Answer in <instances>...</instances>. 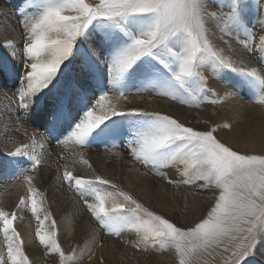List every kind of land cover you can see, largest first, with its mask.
Here are the masks:
<instances>
[{"label":"bare ground","instance_id":"6f19581e","mask_svg":"<svg viewBox=\"0 0 264 264\" xmlns=\"http://www.w3.org/2000/svg\"><path fill=\"white\" fill-rule=\"evenodd\" d=\"M15 1L21 7V23L24 27L27 26L28 29L26 33L22 30L19 31L16 28L15 18L8 17V15H11L9 6L5 3L0 5V157L5 159L10 157L20 173L23 174L21 178L14 179L15 181L12 183L8 180L10 183L0 185V264L22 260L13 254L12 256L10 254L8 258L6 257L7 254L5 255L1 238L6 230L13 229L10 232H13L15 237L19 236L17 240L21 241L15 243L14 240L13 242L10 240V244L13 245L9 247L11 252L16 253V249L18 250L14 246H23L30 252L29 259L40 263L41 259L36 242L44 239L43 242L46 243V248L50 249L53 245V237H56L63 246H67L70 231L74 227L85 224L77 225L71 218L86 215L90 219V222L87 223H91L86 228L90 230L97 229L96 226L99 224V229L100 223H97V220L100 219V216L107 215L110 220L115 215H122V212L115 211L116 208L121 207L122 211H125L130 207L132 208L135 200H143L149 208L151 207L158 212L161 221L164 218L167 220H164L163 224L157 223L158 228L162 231L152 227L148 228L146 223L143 226L144 230L153 231L152 235L155 236L156 245L160 244L155 250L154 247L151 248L152 251L154 250L150 252L153 258L158 255L162 248L171 255V259L167 257V260L170 261L169 264H246L254 258L262 260L264 263V234L261 231H257L255 235L253 233L248 243L244 242L243 249H240L242 251L241 255H237L238 258L228 260L226 257L230 250L234 251L237 247L236 242L232 240V230L235 225L234 222L238 221L237 218L230 217L231 210L228 206L229 198L227 197H233L236 201L242 203L244 205L243 209L245 208L246 211L261 202L259 192L254 197L247 196L243 190L246 186L244 180H241L239 176L248 178L250 175L246 173L248 171L245 172V170L240 169L239 176L235 177L227 169L228 175L232 174V178L226 180L227 182L221 181V183H225L221 188L211 186L213 180L208 177L210 175L209 169L207 166H203L204 163L201 162V159L194 161L192 156L190 157L191 167L188 169V177L193 179L196 176L197 179L189 180L190 189L186 188L185 185V187H182L178 183V185H170L169 182L158 177L161 176V172L156 171L161 167V165L158 167L162 161L159 153L161 148L165 146L164 141L159 137V132H151V129L143 120L136 121L146 132H133L131 134L129 132V137L122 144V135L119 132L107 131V126H116L113 123L115 120L113 117L127 116L121 112L127 109L131 110L129 102L132 100V95H123L124 91L129 89L134 91V94L143 95L144 92L148 91V87L153 85L158 86V88L165 86L174 88L179 85L169 77L170 74L158 62L151 65L149 63L150 67L136 71H128L126 68L122 70L120 67L130 62L132 55L126 61L125 59L124 61L118 59L114 60V64H112L113 59H103L104 57L98 53L97 44L95 43L97 40H94L96 38H90L88 35L85 37L87 40L81 43V47L86 50L84 52L90 55L91 59L95 60L97 79L90 80L86 72L87 69L81 67L87 57L82 55V59L70 60L72 63L70 66L73 70L75 69L74 79L81 85L83 91L85 90V102L90 105L89 109L84 107V111L88 110L91 115L87 118L80 117V121L77 125L75 124V126H82L84 131L64 132L66 135H62L61 140H58L59 142L53 143L45 135L47 132L43 131L46 124L42 119L46 114L42 116L36 111L38 122H30L28 119L29 114L34 115L35 110L24 108L26 105H33L35 99L38 98L39 90L49 85V82L65 69L63 64H58V45L55 44L59 42L60 38L55 32L56 27L63 24V27L73 29L78 23L85 21L86 16L90 15L89 12L92 9L100 11L104 16L108 15L111 20L114 13L113 8L122 7L123 15H129L130 17L132 14L130 19L127 16L128 22L124 21L134 27L132 29L135 33H132L128 40V42L134 41L133 46H131L132 51L146 45V41L142 39L143 36H154L153 40L156 41L153 44L162 49L157 53L166 62L174 77L183 80L184 85L190 88L192 92H197L199 85L209 88V93L204 95L205 99L201 101V104L204 105L200 106L199 114L209 120V127H212L213 117L216 116L217 121H220L223 125H229V132H198L200 140L213 151L215 145H213L212 140L215 134L221 143L217 144L221 149L226 147H234L235 149L236 147L241 149L245 155L264 154V118H260L255 122L257 117L249 116L246 121H242L240 117L232 115L235 109H240V104H237L225 90L210 84V80L204 79L199 82L198 77L195 76L200 74L198 66L202 68L206 64L196 58L197 55L193 52V47H196L194 46L195 39L182 41L176 36L172 38L177 32L171 37H167L179 28L175 27L178 25V18H181L184 9L189 8L191 5L195 9V13L198 14V18L196 17L198 27L203 32L205 42L212 50L211 54L217 62L226 71L231 70V73L255 75L256 72H252L256 68L254 63L240 51V48L244 45L240 44L241 42L237 39L238 36L241 37L237 28L229 23V14L227 19L223 18L226 16L224 8H230L232 0H123V4L118 3L120 5H115L110 0H97L93 3H89L88 0H64V4L60 2V4L39 6L40 8H37L36 3L30 0ZM213 3H216V5ZM217 5L220 8L218 11L214 9ZM136 9H142L143 12L157 9L160 14L148 16L149 14L146 13V18L136 20L133 17ZM188 13L190 12L186 14ZM251 14L254 15L253 11ZM38 17H42L41 20L47 22L49 27L47 34H38L34 30L32 24ZM190 27L189 29H191ZM180 30L182 31V29ZM100 37L102 36H99L98 40H100ZM255 40L257 49L264 48V34L258 35ZM168 44L180 46L178 48L184 51L186 58L180 59L173 54L169 55L165 49ZM108 52L110 53V50ZM207 56L209 55L207 54ZM105 62H110L109 66H106ZM118 62L121 64L116 65ZM112 65L118 66L121 70H117L118 68ZM145 70L150 71L152 77L146 76ZM3 71L10 72V75L8 73L4 74ZM20 78H22V81H20ZM260 80L259 84L264 85V81L262 83ZM226 82V79L222 81L224 86H226ZM12 90L15 91V94ZM176 91L173 95L183 102V98L180 96L181 93L178 90ZM53 96L51 94L52 98ZM171 98L172 96L169 100ZM45 108L47 107L45 106ZM92 108L94 110L90 111ZM20 113H24L27 119L22 118L19 115ZM127 120L124 121V125L131 122L129 118ZM233 120L242 123L243 129L238 124L232 123ZM97 126L100 127L99 131H102L98 132V136H102L104 139V136L108 135L110 136V142H117L108 146L105 143L108 141H104V147H100V149L95 147L94 144L90 148L83 147L86 134H91L88 131L95 129ZM171 128L172 133L176 134L177 130L172 126ZM4 129L12 130V132H4ZM1 130L3 131L1 132ZM116 145L119 147L118 149L115 148ZM131 146L134 149L133 156L137 159L136 165L130 164L124 156V150H127V148L130 150ZM223 151L218 155L219 159L233 166L234 164L230 161H233L235 156L231 154L228 156V151ZM213 156L215 155L213 154ZM247 160L260 171L262 176L259 182L263 184L264 158ZM34 162L36 163L35 167H33ZM220 166L221 164L219 168ZM151 167H153L152 171ZM221 167H224V165ZM253 180L251 178V181ZM191 181L196 182V184H192ZM193 185L194 187L198 186V190L192 189ZM238 190H240V196ZM222 193H224L223 196H221ZM252 199L256 201L253 202ZM183 201L189 202L187 203V210L190 214H187V216L186 212L182 211L183 207H186V202L183 203ZM201 202H205L208 204L207 206H211L216 202L219 204L215 208L209 209L210 213L208 212L203 219L204 223L199 225L200 214L203 210ZM130 209L124 212L126 213L125 216L129 215ZM180 214L184 219H192L187 220L186 223H178L177 216ZM7 224L11 226H7ZM149 226L151 225L149 224ZM130 227L129 229H131ZM119 229L122 230L120 227ZM130 232L132 233V230ZM165 232H172L175 240L174 247H166L165 242H161L163 239L158 240L159 236ZM240 233L247 232L241 227ZM99 242L101 243V251H94V247L98 246ZM84 243L85 256L89 257L88 263L90 264H95L98 261L97 253L99 254V252L105 258L108 256V260L112 263L120 260L121 263L119 262V264H126L127 262H124L123 259L129 261L131 257L128 258L129 255L126 257V254L133 252L131 248H128L127 252L120 248L119 251H116L115 248L118 247H116L112 237L107 235L103 239L101 236L100 240L85 239ZM114 250L116 255L113 254ZM144 256L140 253L139 255L132 254L133 260L143 261L144 264H163L162 262L165 260L161 262V259L156 257L152 261L153 258L150 257L148 258L150 261H147L148 259L146 260ZM47 259L49 260V258Z\"/></svg>","mask_w":264,"mask_h":264},{"label":"rangeland","instance_id":"374dc122","mask_svg":"<svg viewBox=\"0 0 264 264\" xmlns=\"http://www.w3.org/2000/svg\"><path fill=\"white\" fill-rule=\"evenodd\" d=\"M30 1L35 2L37 8H40L41 6H47L48 4H60V2L61 4H64L63 3L64 0H30ZM96 1L97 0H88L89 3L90 2L93 3ZM110 2L114 3L115 5H117L118 3L120 4L124 3L123 0H110ZM231 2L232 3L230 8L229 7L224 8L226 16L223 18L227 19V16L229 14V23L231 25H235V27L237 28V31L241 36V37L238 36L237 39L241 42L240 44L244 45V47L242 46L240 48V51H242L241 53L248 59H251V62L254 63L256 68L252 72H256L255 75L254 74L248 75V73L245 75L239 73H231V70L226 71V69L223 66H221L219 62H217L216 58L211 54L212 50L207 46L205 42L203 32L198 27V24L196 22V17L198 18V14L195 13L194 11L195 9L191 5L189 6V8L187 7L186 9H184L183 12L185 14L182 12L181 18H178V25L175 26L182 29V31L178 28L167 37H171L174 33L177 32L176 34H174V36H172V38H175L176 36V38H180L182 41L195 39L194 46L196 47H193V52L195 55H197L196 58L200 59L201 62L204 61L207 64V65L204 64V67L202 68L198 66L200 74L195 76L198 77L199 82L204 79H207L210 80V84L215 85L216 88L225 90V92L228 93L231 96V98L241 106L240 109H235L232 112V115L236 117H240L242 121H246V119L249 116H255L257 117L255 120L256 122L258 119L264 118V85L259 84L260 79L262 83L264 81V48L257 49L258 47H255L257 46L255 45V41H256L255 39H257V36L264 34V0H252V1L232 0ZM2 3L7 4L11 9L9 10L11 15H8V17L12 16L15 18L16 28L19 29V31L22 30L24 33H26L28 27L27 26L24 27L23 24L21 23L22 18L20 16L22 12H21V7L18 5V3L15 0H0V5H2ZM213 4L216 5V3ZM214 9H217L218 11L220 8L217 5V7H215ZM113 11L114 13L113 16H111V20L108 15L104 16V14L101 13L100 11H97L96 9H92V11L89 12L90 15L86 16L85 21L78 23L77 26L74 27L73 29L63 27V24H60L59 27H56L55 32L60 38L59 42L55 44L58 45L57 46V56L59 58L58 64H63L65 69L60 71L56 75V78H54L49 82V85H47L46 87L44 86V88L39 90L37 95L38 98L35 99L33 105L24 106V108H28L32 111L35 110L34 115L29 114V118H28L29 121L34 123L38 122V120L36 119L38 117L36 115V111L39 112L40 115L42 116L46 114L45 115L46 117L44 116V118L42 119L46 124L43 131L47 132L45 135L53 143L54 142L57 143L58 140L60 141L62 135H66V133L64 132L84 131L82 126H75V124L77 125V123L80 121L79 120L80 117L87 118V116L91 115V113L90 114L88 113V110L84 111V107H87L89 109L90 105L85 102V98H84L85 90L83 91L81 85H79L74 79L75 69L73 70L72 66H70L72 64L70 60L73 59L74 61L77 60V58L82 59V55L87 57L84 63H82L81 67L85 68V70L87 69L86 72L88 73V77H90V80L97 79V72L95 67L96 62L95 60H93V58L91 59V56L86 54V52H84L86 50H84L81 47V43L84 40H87V38L85 37L88 35L90 36V38L92 37L96 38L94 40H97L95 41V43L97 44L98 53L101 54L102 57H104L103 59H113L112 64H114V60H118V59L123 61L125 59L126 61L127 58L132 55L130 57V62L120 67L122 70L126 68L128 69V71H136L141 68L150 67L151 64L158 62L170 74L169 77H171L173 81L178 83L179 85L175 86L174 88L170 86L158 88V86L156 87L155 85H153L151 87H148V91L144 92L143 95L134 94V91H131L129 89L124 91L123 95H127V94L129 96L130 94L132 95L131 96L132 100L129 102V104L131 105V110L127 109L126 111L121 112L127 116L122 115L120 118L113 117V119H115L113 123L116 126H112V127L107 126L108 128L107 131L114 133L119 132V134L122 135L121 138L122 144L126 142L127 137H129L131 133L146 132L143 129V127H141L139 123L136 121L143 120L147 124V126L151 129V132H159V137L164 141L165 146L161 148V151L159 153L161 154L160 156L162 157V161L159 163L158 167H160V165L161 167L159 170L156 171L161 172L160 174L161 176L158 177L163 178L165 181L169 182L170 185L178 183L179 185H182V187L186 186V188H189L190 187L189 180L197 179L196 176L193 179L191 177H188L189 174L188 169H190L191 167L190 157L192 156L194 161L201 159V162L204 163L203 166L204 167L207 166V168L209 169L210 175L208 177L211 180H213V184H211V186H218L219 188H221L223 184H225V183H221V181L224 182L232 178L231 176L232 174H234L235 177H238L240 169L245 170V172L248 171L246 172L247 174H250L248 178L239 176V178L241 177L240 178L241 180H244L243 182L244 185L246 186L245 188H243V190L245 194H247V196H254V197H256V193L259 192V197L261 198V202L254 205L253 208H251L250 210L248 209V211H246L245 208L243 209L244 205L242 203L236 201L235 198L233 197L230 196L227 197L229 198L228 206L231 210L229 213L230 217H235L237 218L238 221L234 222L235 225L232 230V235H233L232 240H234L233 242H236L237 247L234 251L230 250L229 254H226V257L228 260H231L233 258H238L237 255H241L242 251H240V249H243L244 242L246 241L248 243L250 236L253 235V233L255 235L257 231L258 232L261 231V233L264 234V181L263 184H260L259 180L262 176L260 171L257 168L253 167L251 162L247 160V159L255 160V159L264 158V154L245 155L243 154L241 149H238L236 147L235 149L234 147H226L221 149L217 145L221 143L219 142L218 137L215 134L213 135V140H212L213 145H215V148L212 147L213 151L208 146H206L203 143V141H201L200 138L198 137L199 134L198 132H229L228 131L229 125L228 126L223 125L220 121H217L216 116L213 117L212 127H209V120L199 114L200 106L204 105L201 104V101L202 99H205L204 95H207V93H209L208 90L209 88L199 85V89L197 90V92H192L190 88H187L186 85H184L183 80L178 79L176 76L174 77L173 74H171V70L166 64V62L162 58H160L159 54L157 53V51L158 52L162 51V49L158 48L156 44H153V42L156 41L153 40L154 36H150V37L143 36L142 39L146 41L145 42L146 45L142 46V48L134 49L132 51L131 46H133L134 41L128 42V40H129V36H131L132 33H135V31L132 29L134 28L133 26H130L129 24L126 23L128 22L127 19L129 15L126 16L125 14L123 15L124 11L122 7L121 8L114 7ZM143 11L144 10L142 9H136V11L133 13V17H135L136 20H140L146 18L148 14H149L148 16H157L160 14L157 11V9L148 11L150 13ZM252 11L254 15L251 14ZM187 12H190L188 13L189 15L186 14ZM122 16H124L125 18ZM131 17L132 14L130 15L129 19ZM41 19L42 17H38L37 19L34 20L32 25L34 26V30L38 34L39 33L47 34L49 32L48 24L47 22ZM122 22H124L123 23L124 25L122 24ZM242 23L243 24L245 23V25H243ZM188 25H190L191 27ZM165 27H167V25H165ZM189 27L191 29H189ZM178 32L179 34L180 33L181 34L179 35ZM99 36H102L100 37V40L102 41L98 40ZM168 40L170 39L168 38ZM178 47L180 46H173L168 44L165 49L167 50L166 52L169 55L173 54L174 56L180 59L186 58L184 51ZM109 50L110 53L108 52ZM115 52L116 54H114ZM207 54L209 56H207ZM206 58L208 59L206 60ZM109 63L110 62H105V64H107L106 66H109ZM119 64L121 63L118 62L116 65ZM112 66L118 68V66H114V65ZM208 67H210L211 69ZM121 69L118 68L117 70H121ZM8 71L5 72L3 71V73L4 74L8 73L10 75V72ZM145 71H146L145 73L146 76L152 77L150 71L147 70ZM133 75H135V73H133ZM20 79H21L20 81H22V78ZM225 79L227 81L226 86H224V84L222 83V81ZM59 87L62 89H60ZM231 88H233L234 90ZM176 90H178L181 93L180 96L183 98L182 100L183 102L179 101L180 99L176 98L173 95V93L177 92ZM12 92H14L15 94L14 90H12ZM53 92L54 93L56 92V94H54ZM51 94H53L55 97L53 96L52 98ZM170 96H172V98L169 100ZM45 106L47 108H45ZM93 110H94L93 108L90 109V111ZM19 115L22 118L27 119L24 113H20ZM128 118L130 119L131 122L124 125V121H128L127 120ZM232 123L238 124L243 129V124L237 122V120H233ZM1 126L3 127V124ZM171 126L177 130L176 134L172 133ZM99 129L100 127L98 128L97 126L95 127V129H90L88 131L91 132V134L85 132L87 133L85 136L86 145L84 144L83 147L85 146L86 148L88 147L90 148V146L94 144L95 147H99L100 149V147L101 148L104 147L103 145L105 143L106 145L110 146L117 142V141L110 142V136L108 135H105L104 139L102 136H98L99 134L98 132H102L99 131ZM2 131L3 130H1V132ZM4 132H12V130L4 129ZM104 141H108V142L104 143ZM117 145L115 148L118 149L119 147ZM132 148L133 147L131 146L130 150L128 148L127 150H124V156L127 158V160H129L130 164L136 165L137 159L135 156H133L134 149ZM223 150L228 151V156L230 154L235 156L234 160L230 161V163L234 164L233 166L228 165L227 163H224L222 159H219L220 157L218 155H220L221 152H224ZM213 154L216 157L213 156ZM35 162L33 163V167L36 166L35 164L37 162L36 163ZM218 164L219 165L221 164V166L224 165V167L220 166V168H222L220 170ZM212 165L213 167H211ZM152 169L153 167H151V171ZM227 169H229L232 172L231 175H228L229 172ZM18 174H20L21 176ZM22 174L14 165L10 157H6V159L0 157V185L14 182L16 179L21 178ZM249 177L254 179L253 180L254 182L251 181V178ZM191 183L196 184V182L194 181H191ZM198 188H199L198 186L194 187L193 185L192 189L198 190ZM119 189L121 190L120 187ZM238 194L240 196V190H238ZM223 195L224 193L221 194V196ZM252 200L253 202L256 201L255 199ZM218 202L212 204L211 206H207L208 204H206L205 202H201V204H203L202 205L203 210L202 213L200 214L201 220L198 222L199 225L204 223L203 219L209 212V209L211 210L213 209V207L215 208L219 204ZM183 203L186 204V207H183L182 211L186 212V216H187V214L188 215L190 214L187 210L188 208L187 203L189 202L183 201ZM127 210L122 211L121 207L119 209L116 208L115 211L122 212V215L121 214H120L121 216L115 215L110 220L107 215L100 216V219L97 220V223H100V228L98 229L99 226L98 224V226H96L97 229H93V230L86 228V226L91 225V223H87L90 222V219L87 218L86 215L84 217L78 216L71 218L74 220L75 223H77V225L83 223L85 224L80 225L78 227H74L70 231L68 236L69 242L67 243V246H63L61 241L58 238L56 239V237H53L54 238L52 242L53 245L51 246L50 249L46 248L47 245L46 243L43 242L44 239L36 242L38 245V252H39L38 254H40V259H41L40 263H36L31 259H29L30 252L28 251L27 248H24L23 246L20 245L14 246L18 248V250L16 249V253L11 252L9 247L13 245L10 244L11 243L10 240H12V242L14 240L15 243H20L21 241L19 242V240H17L19 239V236L15 237L14 233L10 232L13 231V229L6 230V232L4 231L5 233L1 235L2 244L4 245V249H5V255L7 254L6 257L8 258L10 254L11 256L13 254L15 257L17 258L19 257V259H22L20 262L18 261L14 263L9 262V264H90L88 263L89 257L85 256L86 251L83 247V245H85L84 240L85 239L100 240L101 236L103 239L107 235L108 237L109 236L112 237V240L115 242L116 247H118L115 248L116 251H119V248L121 250L124 249V252H127L128 248H131V250H133V252L130 254L125 253L126 257L128 255H129L128 258L131 257L129 261L123 259L124 262H127L126 264H144L143 261H139V260L137 261V259L133 260L134 256L132 257V254L134 253L139 255L140 253L143 256L145 254L144 257L147 260L148 258L151 257L150 252H153L160 245V244L156 245L157 242L154 238L155 236L152 235L153 231L150 232V230H146V229L144 230L143 227L144 224L146 223L148 228L152 227L154 229H159L158 224H163L164 220L165 221L167 220L166 218H164L163 221H161L158 212L151 207L149 208L143 200H135L133 202L132 208L130 209L129 215L125 216L126 213L124 212H126ZM144 214L145 217L143 218ZM181 215L182 214L177 216L178 223H186L187 220L189 221L192 219V218L184 219L183 216ZM114 217L116 218L113 222ZM139 220H141L140 223L136 225V223ZM147 223H149L151 226H149V224ZM126 224L127 227L128 225L129 227L131 226L130 227L131 229H129V227L127 228ZM261 225L262 227H260ZM7 226H11V225L7 224ZM7 226L6 228H8ZM119 227L122 228V230L119 229ZM241 227L242 229H244V231L246 230L247 233H240ZM131 230L132 233L130 232ZM158 240H162L161 242H165L166 247L171 248L175 246L174 243L175 240L172 232H165L161 234ZM229 244H233V243H229ZM263 244H264V239H263ZM100 246L101 243L99 242L98 246L96 245L94 249L93 248L92 249L98 252V250H100ZM152 247H154L153 251L151 249ZM115 250L113 253L114 255H116ZM97 255H98V261H96L95 264H110V263L119 264L120 262V260H118L112 263L110 260H108L107 258L108 256L105 258V256H102L101 252H99V254L97 253ZM156 257H158V259H161L160 260L161 262L165 259L162 262L163 264L170 263L169 259H171V255L169 254L168 251H165L162 248L158 252V255H156L154 258L151 257L153 258L152 261H154ZM167 257L169 258L168 260ZM47 258H49V260ZM53 258L54 260L52 261ZM46 260L48 261L46 262ZM147 261L150 260L148 259ZM246 264H264V263L262 260H258L254 258L252 259V261Z\"/></svg>","mask_w":264,"mask_h":264}]
</instances>
